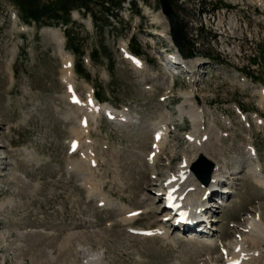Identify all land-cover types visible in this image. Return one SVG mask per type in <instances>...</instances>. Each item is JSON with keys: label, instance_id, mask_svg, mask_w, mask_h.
I'll return each mask as SVG.
<instances>
[{"label": "rangeland", "instance_id": "obj_1", "mask_svg": "<svg viewBox=\"0 0 264 264\" xmlns=\"http://www.w3.org/2000/svg\"><path fill=\"white\" fill-rule=\"evenodd\" d=\"M56 1L0 0V164H6L0 169V264H209L217 255L222 258L217 244L207 248L187 234L178 233L180 237L170 241L128 229L159 222L163 215L157 211L162 205L158 191L165 175L184 156L193 158L200 147L227 171L225 189L231 190L213 213L215 239L229 241L233 249L241 236L248 248H254L245 230L248 216L260 212L264 223V188L253 181L246 146L255 144L264 166V124H258L263 123L258 115V123L253 118L257 113L264 119V90H258L264 87V0L174 2L189 50L194 51V60L183 62L195 68L192 73L165 62L175 46L159 0H133L136 4L126 0L119 10H105L108 14L94 5L97 22L78 9L68 24L26 25L19 18V14L24 18L22 8L41 10ZM230 4L233 8L227 7ZM55 29L63 35L70 30L73 40L65 36V45L81 50L79 57L66 48L74 65L82 60L90 76L78 75L74 67L77 89L85 94L94 88L101 101L126 107L133 119L131 125L104 118L91 123L98 165L85 163L80 168L73 163L80 176L70 168L74 160L81 161L79 154L68 153V141L79 125L76 118L66 116L76 108L66 99L63 49L50 33ZM131 36L142 48L145 63L140 59L147 70L136 69L123 58L121 46ZM192 106L202 113L200 135L206 133L207 139L191 143L187 137L194 127L187 112ZM166 118L172 132L163 158L154 166L158 176L152 177L145 162L152 141L150 126ZM10 144L33 150L36 159L25 160L22 152L11 157ZM10 159L16 162L10 165ZM83 176L100 186L110 201L100 205ZM121 201L131 207L147 206V211L122 222L116 208Z\"/></svg>", "mask_w": 264, "mask_h": 264}, {"label": "bare ground", "instance_id": "obj_2", "mask_svg": "<svg viewBox=\"0 0 264 264\" xmlns=\"http://www.w3.org/2000/svg\"><path fill=\"white\" fill-rule=\"evenodd\" d=\"M50 33H52L53 36L56 38L58 44L62 47L63 54H64L65 50L63 48V37L61 36V34L58 31H56V30L55 31H50ZM176 58H180L183 62L187 61V59H183L180 56L179 52H176V57L174 55V59L171 58V61H169V62L172 65H174L175 62H176V60H175ZM135 66L136 67H140V68H145L146 67L141 59L137 60V62L135 63ZM67 68H68L67 79L69 80V82L71 83L70 85L72 86L73 84H72L71 80H73V69H72V58H70V57L68 58ZM90 93L92 94L93 92L91 91ZM78 109L80 110V109H83V108L78 107ZM187 113L189 114V116L191 118L192 125L194 127V130H193V132L190 135L191 138L193 139L192 141H196V140H200L201 141L203 139V136L206 134V133H204L202 136L200 135L201 132H202V129H204L203 128L204 127V122H203L202 113L197 111L195 106H192L191 111L187 112ZM98 114L99 113H91L90 117H92L94 119ZM127 118H128V114L125 111L120 112L121 121L123 119H127ZM255 119H257V118H255ZM167 127H168V124L166 122V119L161 120V121H159L158 123H156L154 125V128H156V129L162 128L163 130L159 131V133L162 134V138H161L160 142L158 143L159 147L157 149V155L153 159H148V160L146 159V162L149 165V169L148 170L150 171V173L156 174V172L154 170L155 169L154 166H155L157 160L159 159V154L161 153V150L165 146V136H166L165 132H167V130H168ZM78 134L79 133L77 132L76 135H78ZM0 147H2L1 141H0ZM2 153H4V152H2ZM202 155H205L209 160H211L205 154V151L203 150V148L200 147L199 151L196 153V155L193 158H188L187 156H184V159L181 162V164L179 166H177L176 168H173L172 170H170L168 172V174H167L169 177H172L174 175H177L178 172L182 171V173H180V175L178 177L179 179L184 177V179L182 180L181 183L182 184H186L188 186H193V189H191L188 192L187 198L189 199L190 202L195 201L198 204H200L201 206L204 204L202 196L205 193L206 189L210 188V191L212 193L216 192V185H217L216 183H218L221 180H223V178L227 174L226 173L227 171L225 172L223 167H221L219 164H216L213 160H211V161L214 163V167H213L212 172L210 173V176L208 174L206 175V170L202 173V172L198 171V169H196V167L199 166L198 163L196 165H194L193 168H192V164L196 160L197 156L199 157V156H202ZM5 157H6V155L2 156L1 158H5ZM171 161H172V159L170 160V162ZM2 172L3 171L0 170V174ZM194 172L197 175H195ZM252 172H253L255 180L258 181L259 183L263 184L264 183V174L262 172V168H261L260 163L254 165V167L252 169ZM208 176H209V178L207 180L206 178ZM176 181H178V180H176ZM204 185H205L204 191H203L202 194H200V189L203 188ZM164 209H165V206L161 205L157 211H160V210L162 211ZM122 210H123L122 213H120L122 222H128V221H130V220H132V219H134L136 217V215L135 216H130V214H127V212L130 211L129 209H127V207L126 208L124 207ZM163 216H162V218H163ZM162 218L160 220H162ZM248 223L249 224L246 227L247 230H245V233L249 232V235H247V236L252 238V240L254 241L255 247L254 248H248L246 246V238L245 239L241 238V236L239 235L240 236L239 239L238 238L236 239L235 245H234L233 249H231L230 252H232V254L234 256L241 257V259H242L241 264H264V247L262 249H260V243L261 242L264 243V223H263V221L261 219L260 212L256 216H248ZM208 245L212 246L211 243L208 244ZM217 259L215 261L213 260L212 262L215 263V262H218V261H222V258H220V257H217ZM222 262H225V261H222ZM223 264H225V263H223Z\"/></svg>", "mask_w": 264, "mask_h": 264}, {"label": "water", "instance_id": "obj_3", "mask_svg": "<svg viewBox=\"0 0 264 264\" xmlns=\"http://www.w3.org/2000/svg\"><path fill=\"white\" fill-rule=\"evenodd\" d=\"M160 4L162 7V12L163 14L168 18L169 21V26L171 29L172 33V38L174 43L178 46L180 52L184 55L187 56V44L185 41V38L182 33L181 25L179 22L178 15L171 3L170 0H160ZM202 157V158H201ZM200 160L195 163V165L198 163L199 166L196 167L198 171L202 172V167H206V175L208 174L210 176V173L212 172V169L214 167V163L210 160H208L205 156H201ZM204 168V167H203ZM205 169V168H204ZM209 176L206 178L208 180Z\"/></svg>", "mask_w": 264, "mask_h": 264}, {"label": "trees", "instance_id": "obj_4", "mask_svg": "<svg viewBox=\"0 0 264 264\" xmlns=\"http://www.w3.org/2000/svg\"><path fill=\"white\" fill-rule=\"evenodd\" d=\"M90 1H93V0H57L53 4V6L50 7L49 5V6L42 8L41 10H34V8L27 9L25 7V4L21 2V4L24 5L25 9L22 7L21 8H22V11L28 17L40 19L41 17L48 15L51 17L53 16V17L58 18V17H61L59 13L60 11H62L63 13H68L70 9L74 7H78V6H85L89 8ZM97 1L102 2V4L104 3L103 5H105V2H107L109 6H120V3L122 0H97ZM171 2L174 5V2H176V0H171ZM104 7L107 8V6H104ZM137 50L139 51L138 48Z\"/></svg>", "mask_w": 264, "mask_h": 264}]
</instances>
